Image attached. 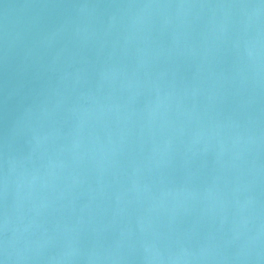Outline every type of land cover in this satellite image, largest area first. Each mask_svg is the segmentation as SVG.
<instances>
[{"label": "water", "instance_id": "water-1", "mask_svg": "<svg viewBox=\"0 0 264 264\" xmlns=\"http://www.w3.org/2000/svg\"><path fill=\"white\" fill-rule=\"evenodd\" d=\"M0 264H264V0H0Z\"/></svg>", "mask_w": 264, "mask_h": 264}]
</instances>
